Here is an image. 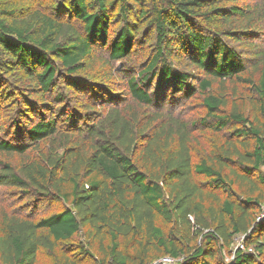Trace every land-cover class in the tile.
Masks as SVG:
<instances>
[{
    "label": "trees",
    "instance_id": "16d2710c",
    "mask_svg": "<svg viewBox=\"0 0 264 264\" xmlns=\"http://www.w3.org/2000/svg\"><path fill=\"white\" fill-rule=\"evenodd\" d=\"M220 1L63 0L57 17L36 12L34 19L19 23L0 18V80L7 56L47 93L60 73L74 78L82 61L97 46L107 45L113 60L126 58L140 38L135 37L139 27L134 28L130 19L136 12L152 26L155 41L148 62L127 79L132 98L151 106L158 99L156 90L162 94L168 88L188 96L196 91L204 93L203 121L211 122L216 131L236 124V136L250 137L253 142L238 160L223 154L218 158L219 166L205 159L193 163L184 132H179V141L171 146L170 127L153 130L148 136V128H137L117 110L107 122L100 120L87 129V143L63 137L54 144L60 135L57 122L36 107L40 115L29 124L12 119L13 138L0 127L4 131L0 152L24 154L39 142L52 143L47 152L22 162L18 169L10 162L0 163V184L29 189L65 205L38 219L2 214L1 264H33L40 248L51 252L54 243L80 232L97 242L99 264H148L156 252L183 256L177 264H213L217 252L230 247L233 235L246 233L249 238L252 232L255 238L248 244H253V252L236 249L231 264H263L259 257L264 255V220L256 219L263 199L224 198L220 208L224 217L218 216L211 204H206L201 184L194 179L202 176V183L228 194L233 182L256 171L264 185V53L247 42L254 38L250 30H230L223 24L230 23L232 16L248 21L253 16L236 5H216ZM112 11L121 15L122 24L108 40ZM58 17H70L72 23L64 24ZM225 38L245 45L237 51ZM176 56L185 58L197 74L174 66L170 59ZM52 59H57L60 68ZM248 67L257 69L256 79L246 74ZM223 79L252 86L257 94L255 118L238 110L220 113L224 97L206 90L214 80ZM61 96L57 93L54 99ZM73 118L74 111H66L65 119ZM138 137H142L140 141ZM232 167L234 179L223 174L224 169L233 173ZM198 235L203 243L193 244Z\"/></svg>",
    "mask_w": 264,
    "mask_h": 264
},
{
    "label": "rangeland",
    "instance_id": "374dc122",
    "mask_svg": "<svg viewBox=\"0 0 264 264\" xmlns=\"http://www.w3.org/2000/svg\"><path fill=\"white\" fill-rule=\"evenodd\" d=\"M62 1L0 0V18L19 23L20 20L34 19L36 12L55 16L58 15L57 10ZM216 5L221 7L236 5L245 14L250 13L253 16L250 21L243 17L232 16L230 23L224 21L223 24L230 30H250L254 38L247 42L253 43L264 53V0H222ZM111 14L112 21L109 26L108 40L122 24L120 14H117L116 11H112ZM58 19L62 20L64 24L72 23L70 17L67 19L58 17ZM130 19L134 28L139 27L135 37L140 38L134 42L126 58L113 60L109 57L107 45L97 46L82 61V67L74 73V78L60 73L57 75L54 86L47 93L42 91L39 84L30 75L19 70L16 64L11 62L10 57L4 56L1 69L2 79L0 80V127L9 131L7 137H14L12 119L20 118L27 125L40 115L34 109L39 107L40 112L45 116L54 117L57 122L60 135L56 141H53L54 144H59L63 137L87 143V129L90 126L94 128L100 120L107 122L118 110L125 119L133 120L137 128H148L146 133L148 136L153 130L159 131L161 128L170 127L173 133L171 146H175L179 141V132H184L189 157L193 163L205 159L209 163L219 166L220 155L229 154L232 160H238L237 157L241 152L250 150L253 145L252 139L236 136L233 132L237 127L236 124H229L222 130L216 131L211 127V122L203 121L206 116V108L203 105L204 93L196 91L188 96L182 92H171L168 88L162 94L156 90V94L159 95H155V97L158 99L151 106L140 104L132 98L128 90L127 79L130 76H135L153 54L155 33L148 21L139 18L136 12L130 15ZM225 39L237 51L245 45L241 44V41L234 42L228 38ZM171 58L170 61L177 68L197 74L196 69L182 56ZM52 60L57 65V59ZM57 67L59 66L57 65ZM255 69V67H248L246 74H253V78L256 79L258 73L255 72ZM191 82L195 84V81ZM154 86H156L155 81ZM57 93L62 95L60 98H63V101H60V98L54 99V95ZM206 93L224 97L225 103L221 107V114L238 110L250 119L255 118L257 114V94L250 85L234 79L214 80ZM69 110L74 111L73 121L65 119L66 111ZM3 132L0 130V136ZM18 136L21 135L18 134ZM141 138L138 137V140L140 141ZM50 143L52 142L49 140L39 142L24 154L0 152V163L10 162L18 169L22 162L37 159L40 153L47 152ZM139 152L140 147L137 154ZM233 167L239 174L243 173L237 166ZM234 168L232 169L233 173L224 169L223 174L227 178L234 179ZM244 178L240 182H233L231 192L227 194L220 189L202 183L204 182L202 176L194 177L201 184L206 204L210 203L218 216H223L220 208L224 198L239 201L246 196H260L263 199L261 206L264 205V185L258 180L257 172L253 171ZM64 205L62 200L43 198L29 189L0 184V216L7 214L38 219L60 211ZM157 222L164 225L160 219ZM252 237L255 238V234L252 232H250L249 238L246 233L233 235L230 247L221 252L218 251L213 264H231L232 253L236 249L253 252V244H248ZM192 243L202 244V235H198ZM222 243L224 244V241ZM163 254V252H156L154 259L148 264L157 263L164 256ZM98 256L97 242L80 232L68 240L54 243L51 252L40 248L33 264H99ZM175 259L177 262H181L183 256L180 255ZM259 261L264 264V255L259 257Z\"/></svg>",
    "mask_w": 264,
    "mask_h": 264
},
{
    "label": "built area",
    "instance_id": "2783aa9c",
    "mask_svg": "<svg viewBox=\"0 0 264 264\" xmlns=\"http://www.w3.org/2000/svg\"><path fill=\"white\" fill-rule=\"evenodd\" d=\"M257 220H264V205L260 207V210L256 217ZM240 247H242L240 245ZM155 264H177V261L174 257L169 255H164L160 260Z\"/></svg>",
    "mask_w": 264,
    "mask_h": 264
}]
</instances>
